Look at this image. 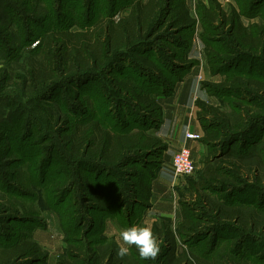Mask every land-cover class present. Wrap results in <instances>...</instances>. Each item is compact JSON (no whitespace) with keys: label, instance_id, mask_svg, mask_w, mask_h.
<instances>
[{"label":"trees","instance_id":"16d2710c","mask_svg":"<svg viewBox=\"0 0 264 264\" xmlns=\"http://www.w3.org/2000/svg\"><path fill=\"white\" fill-rule=\"evenodd\" d=\"M3 1L0 140L16 145L0 149L5 153H0V190L36 201L57 215L65 247L56 264H215L220 255L209 262L208 256L196 251V244L206 238L203 223L213 222L218 229L212 230L213 246L224 229L240 231L243 235L230 244L234 254L246 235L264 228L263 204L238 196L239 187L252 180L264 198V18L262 23L243 24V16H256L259 4L248 0L249 4L226 7L218 0L197 1L192 13L186 0H133L117 7L112 0L99 14L94 4L36 0L43 4L28 1L23 10ZM119 8L128 11L115 17ZM49 17L53 21L48 22ZM197 27L210 73L224 75L218 82H202L218 104L196 101L200 141L206 146L202 168L178 192L177 225L152 223L161 249L158 257L141 259L129 246L127 256L120 258L119 245L104 234L105 223L113 221L122 228L138 224L150 205L151 182L167 148L157 135L163 121L158 98L169 96L195 64L187 56ZM219 27L226 28L223 38H218ZM163 30L168 34L162 38L158 34ZM32 37L36 44L27 55H15ZM158 42L161 47L155 46ZM168 60L172 68L179 65L180 74L167 69ZM126 61L130 72L124 73L118 64ZM236 62L246 66L234 68ZM114 72L117 76H111ZM100 75L106 77L103 83ZM92 82L107 89L103 104L109 101L107 96L117 100L123 95L132 109L103 111L92 107L91 99L77 101L78 92L70 106L62 99L66 85L85 89ZM28 101L56 106L51 110L56 126L49 130L47 119L43 120L44 130L51 134L39 126L42 119L30 113ZM66 110H74L78 121L71 124ZM55 134L58 143H49ZM12 154L16 157L9 160ZM13 164L27 165V184L18 185L11 177L16 174L8 170ZM28 180L34 189H29ZM197 204L211 217L198 214ZM20 206L9 199L0 202V264H45L47 251L32 237L33 229L45 223L34 208L22 212ZM178 242L186 247L179 249ZM230 260L252 264L243 255Z\"/></svg>","mask_w":264,"mask_h":264},{"label":"rangeland","instance_id":"374dc122","mask_svg":"<svg viewBox=\"0 0 264 264\" xmlns=\"http://www.w3.org/2000/svg\"><path fill=\"white\" fill-rule=\"evenodd\" d=\"M28 1L30 2L29 4H43V3H40V2H36V0H8L7 1V4H10V5L11 4H15V6L17 8L24 10V9H26V6H27L26 3ZM111 1L112 0H64V4H94V5H97L98 6V8H99L98 9V13L100 14V12L104 13L105 6L108 7V5L110 4ZM125 1L127 3H130L133 0H116V7L117 6H121L122 4H124ZM197 1H201V0H197ZM197 1H195V3H197ZM254 2L256 4H259V5L254 10V14H256V16L253 17L252 19L256 20L257 23H262L263 22V18H264V0H253V3ZM0 4H3L5 6L3 0H0ZM52 4H54V2ZM223 4L227 7L228 4H234V5H237V4H249V2H248V0H225L223 2ZM12 6L14 7V5H12ZM190 10H191L192 13L194 12V8L193 9H190ZM118 11H119V14L116 15L115 17H118L120 15L126 14L127 11H128V9H120L119 8ZM243 17H244L243 18V24L245 26H247L249 24L251 18H248L247 16H243ZM57 18L58 17L56 16L55 19H54V22H55V20ZM68 18L72 22H74V23H72V25H78V23H76V21H78V20H75L74 18H71V17H68ZM49 20L50 21H53V18L52 17L51 18L49 17L47 21L49 22ZM5 21L6 20H3V22L0 23L2 25V26L0 25V28L1 29L3 28V26H5V24H4V23H6ZM18 29L21 32H23L20 27ZM14 31H16V30H14ZM6 32L7 31H3L1 34H4ZM9 32L10 31H8V33ZM200 32H201V28L200 27H197L195 29V35H194V37L195 38L196 37L199 38V34H197V33H200ZM217 33L218 34H221V35L220 36L215 35V36H218V38H223L224 34H226V28L225 27H219ZM23 34H24V32H23ZM167 34L168 33H165V31L163 30V31H160L158 35H160V37L163 38V36L165 37V36H167ZM16 35L18 37L17 32H16ZM2 39H6V38L2 36ZM36 40L37 39L35 37H32V40L29 43L23 44V47H21L14 54L15 55L16 54H20L21 56L27 55V53L30 50V48H32L36 44ZM199 40H200V38H199ZM161 45H162V43H159V42L158 43H155V46L161 47ZM202 45H203V43H202ZM203 51H204V45H203ZM153 54H155V55L156 54L157 55H161L160 52L157 51V50H154L153 51ZM204 55L205 54L203 52V56ZM1 57L3 59V57H4L3 53L1 54ZM234 57H236V56H234ZM187 58L188 59H191L188 56H187ZM204 58L205 57H203V59ZM166 61H167V58H166ZM177 62L178 63H181L179 61H177ZM197 62L198 61L196 60V62H195L194 65H196ZM230 62L231 61H229L228 63H230ZM169 63L170 62L168 60V62H166L167 69H170L171 72H175L174 74H180L179 68H177L179 65L176 64V65H174V66H176V68H172V66H170ZM194 65H192L190 67V69ZM226 65H227V67H229V64H226ZM118 66L120 67V69L124 73L125 72H130V67L128 66V61H126V63H124V64L123 63H120V64H118ZM244 66H246V63L245 62H236L234 68H242ZM172 70H174V71H172ZM208 70H209V66H208ZM230 71H232L231 68H230ZM209 73H210V70H209ZM210 75L213 76V79L210 77ZM210 75H209V77H207L206 79H204V78H202L201 73H197L196 80L202 86V82H208V83H212L213 82L214 83V82H218V81L222 80V78L224 77V75L222 73L215 74V75H212L210 73ZM111 76H117L116 72H114V74L111 75ZM105 79H106V77L104 78L102 75H100V81L99 82L100 83L101 82L103 83ZM97 82L96 83H94V82L90 83V85L87 88H85V89H83V88L82 89H77L76 87H72L71 88V86L66 85V89L64 91V96L62 97V99L63 100L66 99L65 102H67L68 106H70V105L73 104V102H75L73 99H74L75 94L78 92L79 98L76 99L77 101L78 100L79 101L82 100V102H85L86 100L84 98H86L88 100L91 99L92 101H90V104L92 105V107L95 106L96 108H101V109H103V111H105L106 108H107V110L109 108L110 111H116L117 109L123 110L124 108L126 110H128V108H131L132 109V106L128 103L129 102L128 98L125 96L127 98L126 99L123 95L120 96V99H122L121 101H120V99L114 100L111 96H107L106 98L109 99V101L107 100V103L106 104H103V101H102L103 99L102 98L108 92H107V89L105 87H103V90H102V88L98 89L97 88V84H98ZM92 93H94V94L91 95ZM95 94H97V96H95ZM209 97H210V95H209ZM218 100H219L218 98L212 99L213 104L214 105L215 104H218ZM196 101H195V105H196ZM28 102H29L28 108L30 110V113L33 114L34 117L39 118V119H42V122L43 123H40L39 126L42 128L43 131H46L47 133L51 134L52 132L51 131L49 132V130H51L50 128H54L56 126V125L53 124L55 122L53 120V115H52V111L51 110L54 107H56V106H53L52 104H48V103H43V104H40L39 105L38 103H32L30 101H28ZM196 107H197V105H196ZM40 108H43V109H40ZM225 109H227V106H226ZM197 110H198V108H197ZM66 113H67L66 116H68L70 118V123L71 124L74 123V121L77 122L78 121L77 119L80 118V116L77 113H74V110H72V112L69 111V110H66ZM76 114H77V116H76ZM46 119L48 121V124H47L48 128L47 129H49V130H47V129L44 130L45 122L43 120L46 121ZM55 135L56 136L51 137V139H49V141H48L49 143L50 142H53V143L56 142V143H58V141H57V134H55ZM8 143H9V145H12L13 148L16 145V142H10V141H6V140H0V149H2V151H3V149L6 147V145H8ZM49 143H46V144L48 145ZM204 147H205V149H204L203 154L200 156V158L198 160L194 161L195 168H196L195 169V172L192 175H190V176L178 178V186H177V196H178V198H179L178 192L179 191H184L187 188L188 181L195 179V177L197 176L198 171L202 168L201 159H202V156H204V154L206 152V146L204 145ZM0 153L2 155V152H0ZM4 154L5 153H3V155ZM10 156H13V158L16 157L14 154L9 155V157H8L9 160H10ZM156 164H157V160H156ZM26 166L27 165H23V166L19 167L18 165L13 164L8 169L9 172L11 170L12 171L15 170L16 174L15 175H11V177L14 178L17 181L18 185H19V182H23L24 184H27V179L29 178V176H28V171H27ZM28 181H29L28 186H31L30 188L29 187L28 188L29 189H34L35 186H34L33 182H31L30 180H28ZM23 186H25V185H23ZM257 186H258L257 183L253 182L252 180H249L247 182V184L241 185L239 187V189L241 191H240V193H238V196L241 197V198H245V199H249V200L255 201L256 203L263 204V207H264V198H260V193H259L260 190L257 189ZM215 194H217V196H218L221 193L216 192ZM209 195L212 196V197H214V194L211 193V192L209 193ZM222 196H224V195H222ZM6 199H9L12 202H15V204L17 202L18 204L22 205V207L21 206L19 207V208H22V210H21L22 212H29L32 208H34L39 213V217L42 218L43 222H44L45 219H48V218L50 219V216H49V214L47 212H49L50 214L52 212L49 211V210L42 209V207L36 201H32L30 199H24L23 196L20 197V196H17L16 194L15 195L6 194L5 192H3V191L0 190V202H5ZM196 207L198 209V211H197L198 214H203L206 217H211V213H206V209H205L204 206H202L200 204H197ZM248 207H252V205L251 206L249 205ZM25 208H26V210H25ZM52 214L54 215V213H52ZM93 214L96 215L97 213H93ZM1 216H2V214L0 215V217ZM90 216L93 218V215H90ZM7 218H8V216L6 217V219ZM141 220H142V217H141V219L137 223L140 224L141 223ZM203 224L205 226L204 227L205 230L203 231V233L206 236V238L202 239V241H199L196 244V246H199L196 251H198V253L200 254V256H201V254L208 256L207 258H208L209 262H211L213 260L216 261V259H218V256L220 255V257H221L220 261H216L215 264H231L232 261L230 259H233V261H238V260H240V257L243 255V259L244 260L246 259V261L248 263H252V264H261V263H263L264 264V228L261 229V230H259V231H256V232L252 233L251 235H246L247 236V239L243 242V246L240 247V251L238 253L234 254V253H232L233 252L232 251V246L230 248V244L234 243V241L236 240V238H238L239 235H243V234H240L241 233L240 231H238V230L235 231L236 229L233 230L231 227L228 228V229H224L223 231L220 230L221 231L220 237H222V236H224V237L225 236L226 237H228V236H231V237L235 236L234 237L235 239L234 240H231V239H222V238L219 237V239L215 242L216 244L213 246L212 244L214 242H213L212 230L215 232L218 229L214 227L213 222L210 223L209 221H207V222H205ZM105 226H106V223H105ZM172 227L174 228V226H172ZM25 231H27V230H25ZM95 231H96L95 229L92 230V232L94 234H95ZM98 236L99 235H95L96 238ZM109 238L114 239L112 237H109ZM178 246H179V249L180 248H183L184 249L186 247L181 242H178ZM259 259H262L263 261H259Z\"/></svg>","mask_w":264,"mask_h":264},{"label":"crops","instance_id":"0c3cea01","mask_svg":"<svg viewBox=\"0 0 264 264\" xmlns=\"http://www.w3.org/2000/svg\"><path fill=\"white\" fill-rule=\"evenodd\" d=\"M195 1L197 0H186V3L189 8L193 9ZM201 1L207 2V0ZM218 1L223 4L225 0ZM254 21L256 20L251 18L249 23ZM203 52L201 41L198 37H194L188 57L197 60V64L187 71L182 80L175 84L169 96L158 98L162 106L163 121L157 131V135L167 144V148L161 155L156 176L151 182L150 205L145 210L141 223L152 225L154 221L161 220L175 227L181 219L177 196L178 178L173 175L170 158L181 146H186L190 149L192 160L196 161L205 149L204 144L200 140H192L185 137L186 132L202 135V129L197 120L196 111L198 107H196L195 101L203 100L213 104L212 99L214 98L209 97L206 90L196 80L197 73H201L204 79L210 75L206 58L203 59L205 57ZM210 77L213 79V76L210 75ZM47 213L50 219L44 220V227H35L32 231V237L48 253L45 264H56V258L62 253L65 243L57 215L54 212H52L54 215ZM121 229L123 228L115 222L107 221L104 234L107 237L114 238L115 242L120 245L122 242L119 240L118 234Z\"/></svg>","mask_w":264,"mask_h":264},{"label":"clouds","instance_id":"9594fccd","mask_svg":"<svg viewBox=\"0 0 264 264\" xmlns=\"http://www.w3.org/2000/svg\"><path fill=\"white\" fill-rule=\"evenodd\" d=\"M119 240L122 242L116 250L120 258L127 256L128 246H134L139 257L144 260H155L161 249L155 237L151 224H133L119 231Z\"/></svg>","mask_w":264,"mask_h":264},{"label":"built area","instance_id":"2783aa9c","mask_svg":"<svg viewBox=\"0 0 264 264\" xmlns=\"http://www.w3.org/2000/svg\"><path fill=\"white\" fill-rule=\"evenodd\" d=\"M185 137L192 140H200L201 134L186 132ZM170 166L173 175L176 178L187 177L194 173L195 164L190 155V149L186 146H181L176 150L170 158Z\"/></svg>","mask_w":264,"mask_h":264}]
</instances>
